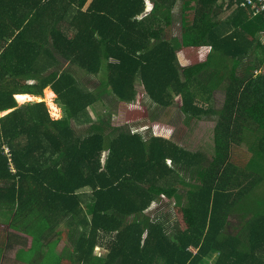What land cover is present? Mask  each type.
Masks as SVG:
<instances>
[{"label": "trees", "instance_id": "trees-1", "mask_svg": "<svg viewBox=\"0 0 264 264\" xmlns=\"http://www.w3.org/2000/svg\"><path fill=\"white\" fill-rule=\"evenodd\" d=\"M178 1L0 0V112L12 110L0 117V211L30 237L1 264H264V12L181 0L180 36L167 39ZM102 73L125 123L107 114L78 132L105 92L81 79ZM46 87L64 117L17 103ZM150 106L177 108L186 127L216 116L212 152L186 146L170 115L132 131ZM155 201L167 208L149 216ZM234 214L246 221L230 232Z\"/></svg>", "mask_w": 264, "mask_h": 264}, {"label": "rangeland", "instance_id": "rangeland-1", "mask_svg": "<svg viewBox=\"0 0 264 264\" xmlns=\"http://www.w3.org/2000/svg\"><path fill=\"white\" fill-rule=\"evenodd\" d=\"M180 15H181V0L178 1L174 15H173V25L169 28L167 32V39H173V38H179L180 36ZM63 68H66L67 70L73 71L76 73V71L71 67L69 63L64 62ZM104 75L103 73L100 75H86L85 78H82V83L87 86L90 89L95 90L96 92H104L105 85L103 84ZM102 89L104 91H102ZM43 91V95L40 98H42L40 101H45L49 110L50 115L54 118H62L65 116V108L58 102H56V95L54 94V97L51 101L55 103L57 106V109H52L51 106L48 104L49 100L45 98V91ZM103 99L98 101L95 105L88 108V110L83 114L79 116V119L76 121L75 126L77 127L78 132L84 133L86 129L92 124V122H96L102 118H104L107 114L111 115L110 122L112 126H120L125 123V116L127 112V104L118 101L115 98V95L112 94L109 91H105L103 93ZM222 97V91L215 89V98L214 101L217 104L220 102ZM30 100L24 102L27 103ZM36 99V102H40ZM18 104H24L22 102L17 101ZM143 103L148 104V100L146 97H143ZM214 108L218 107L213 104ZM60 108V109H58ZM149 114L148 117L141 120L138 123H132L131 129L132 131L138 129L141 130V127H138L140 125L147 126V129H142L143 133L146 134H152L150 132V128H152V122L154 119H165L167 120L169 118V115L171 116V121L176 123V127L183 130L182 133H177V136L181 138V141L186 144L189 148L193 150H201L204 153H210L212 152V130L213 126L216 120V116H204L201 119L194 120L190 123V126L186 127L181 122V116L179 113V110L177 108H172L170 110H164L163 108H160L158 106H150L149 108ZM57 113V114H56ZM56 116H55V115ZM60 114V115H58ZM106 118V117H105ZM170 121V122H171ZM177 121V122H176ZM176 132V130H175ZM174 132V133H175ZM107 138H110L109 135H107ZM106 153V152H105ZM235 156L237 159H239L240 156L250 155L247 150L244 149H236L234 151ZM235 160V162H238V160ZM166 201V199H163ZM165 202L155 201L152 205L145 211L146 214L149 216H154L157 211L166 210L167 206H165ZM246 219L239 216V214L230 215L228 219V230L230 232H236L237 229L244 226ZM8 222L9 218L5 215L3 216L2 213H0V255L4 256L5 254L7 256H14L17 248H14V245L12 243L13 240H16L17 236H22V238L29 240L30 237L28 235L19 234V233H13L11 229L8 228ZM10 237L11 241H8V236ZM28 238V239H27ZM65 245L61 246L62 253L64 254V251L70 253V244H68L66 241H63ZM106 253L105 248H102L101 246H98L94 252V255L97 257H102ZM1 256H0V264H1Z\"/></svg>", "mask_w": 264, "mask_h": 264}, {"label": "bare ground", "instance_id": "bare-ground-1", "mask_svg": "<svg viewBox=\"0 0 264 264\" xmlns=\"http://www.w3.org/2000/svg\"><path fill=\"white\" fill-rule=\"evenodd\" d=\"M45 89H46L45 90L46 91L45 98L47 100H49L48 104L51 106L52 109H54V110L57 109V106L55 105V103L53 101H51L52 98L54 97L55 92L49 87H46ZM15 98L19 102H26L28 99H31V98L40 99V95L18 93V94H15ZM58 109H60V108H58ZM58 115H60V114H58Z\"/></svg>", "mask_w": 264, "mask_h": 264}, {"label": "built area", "instance_id": "built-area-1", "mask_svg": "<svg viewBox=\"0 0 264 264\" xmlns=\"http://www.w3.org/2000/svg\"><path fill=\"white\" fill-rule=\"evenodd\" d=\"M245 5H252V8L256 11V13L258 12H264V0H259V5L261 7V9H258L255 5V3L253 2V0H245V2H242L241 6H245ZM4 152L5 154L9 155V147L8 146H3Z\"/></svg>", "mask_w": 264, "mask_h": 264}, {"label": "crops", "instance_id": "crops-1", "mask_svg": "<svg viewBox=\"0 0 264 264\" xmlns=\"http://www.w3.org/2000/svg\"><path fill=\"white\" fill-rule=\"evenodd\" d=\"M49 88H50V87H49ZM16 94H18V93H16ZM23 94H30V93H23ZM55 95H56V93H55ZM35 98H36V97H35ZM35 98H31V99H28V100H36ZM28 100H27V101H28ZM37 100L40 101L41 98H40V99H37ZM0 213H2L3 216L5 215V213H3V211H0ZM6 217H7V216H6ZM8 228H9V226H8ZM9 229H10V228H9ZM62 245H64V249H65V245H66V244L62 241L61 244L58 245V247H57V252H58V253H61V252H62V250H60ZM15 247L18 249V246H17V245H14V248H15ZM69 248H70V247H69ZM16 251H17V250H16ZM15 253H16V252H15Z\"/></svg>", "mask_w": 264, "mask_h": 264}, {"label": "water", "instance_id": "water-1", "mask_svg": "<svg viewBox=\"0 0 264 264\" xmlns=\"http://www.w3.org/2000/svg\"><path fill=\"white\" fill-rule=\"evenodd\" d=\"M31 102H36V100H31ZM10 111H12V110H9V111L4 112V113L0 112V117L3 116V115H5L6 113H8V112H10Z\"/></svg>", "mask_w": 264, "mask_h": 264}, {"label": "clouds", "instance_id": "clouds-1", "mask_svg": "<svg viewBox=\"0 0 264 264\" xmlns=\"http://www.w3.org/2000/svg\"><path fill=\"white\" fill-rule=\"evenodd\" d=\"M106 155H107V152L103 154V159H105Z\"/></svg>", "mask_w": 264, "mask_h": 264}]
</instances>
